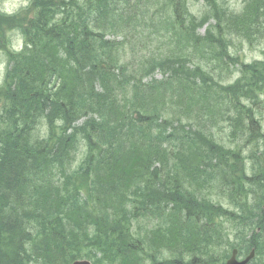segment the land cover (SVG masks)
I'll return each instance as SVG.
<instances>
[{"label": "trees", "instance_id": "obj_1", "mask_svg": "<svg viewBox=\"0 0 264 264\" xmlns=\"http://www.w3.org/2000/svg\"><path fill=\"white\" fill-rule=\"evenodd\" d=\"M161 1L30 0L0 12V48L7 32L23 38L6 51L0 87V264H221L251 247V264H264L254 114L264 59L226 84L237 65L229 40L264 39V0L238 12L205 0L200 17L188 0H165L156 22L149 11ZM147 25L173 48L132 64L125 44ZM225 120L232 137L258 140L248 165L215 141ZM163 252L173 259L158 262Z\"/></svg>", "mask_w": 264, "mask_h": 264}, {"label": "rangeland", "instance_id": "obj_2", "mask_svg": "<svg viewBox=\"0 0 264 264\" xmlns=\"http://www.w3.org/2000/svg\"><path fill=\"white\" fill-rule=\"evenodd\" d=\"M217 3H221L224 8H227L229 11L238 12L241 10L243 6L244 0H215ZM28 0H0V10L13 14L18 10L22 11L26 8ZM189 13L191 15H196L200 17L207 4L205 0H189L188 4ZM166 13H169L168 5L165 0L161 1V5L152 8L149 11L148 18H151L158 22L160 15L165 16ZM150 24V22H149ZM208 24H205L203 27L197 30V33L203 35L204 30L206 29ZM140 32L139 36H136L134 39H130L125 44L126 52L132 64H135L142 58L143 55H160L167 53L166 51L173 48V42L175 41L172 38H162L164 33H154L155 31L150 25L144 26L138 29ZM130 34V33H129ZM154 34V35H153ZM169 35V34H166ZM171 42L172 44H169ZM3 43V40L0 39V44ZM5 47L3 49L0 48V84L3 82L5 74L7 72L8 62L6 51L8 47L15 46L17 44H22V38L16 34L15 32H7L5 34L4 39ZM229 52L231 56L237 58V65L229 66V76L230 80L227 83H233L237 80L238 76H240V65H246L248 63H253L254 61L263 60L264 59V39H258L254 42V40L247 42L245 39L239 38H231L229 40ZM187 66H191L188 64ZM152 77L156 79L162 78L161 72L155 70L152 74ZM260 99H264V94H260ZM2 103L0 101V107ZM255 115L258 117H262V126L264 128V107L263 111L260 109L255 110ZM257 117V118H258ZM259 119V118H258ZM228 122L225 120L219 123L215 129L212 130L214 134V139L219 144L230 147L234 146L233 149L236 150L241 158L245 160V158L249 155L248 149L251 148L255 152V148L251 145L250 147L245 144L241 133H237L236 137H232L228 131ZM81 160V150L77 154V162L75 165L77 166L78 162ZM245 163V161H243ZM248 165V163H247ZM75 166V167H76ZM220 202L225 206L228 205V202H225L220 199ZM164 259L172 260V256L168 252H163L161 255L157 256V261L161 262ZM189 257L187 255L182 256V261L187 262ZM143 264H151L150 260H144ZM175 264H179V259H177Z\"/></svg>", "mask_w": 264, "mask_h": 264}, {"label": "water", "instance_id": "obj_3", "mask_svg": "<svg viewBox=\"0 0 264 264\" xmlns=\"http://www.w3.org/2000/svg\"><path fill=\"white\" fill-rule=\"evenodd\" d=\"M235 254L236 252L233 251L232 253V256L231 258L226 262V264H247L248 261L251 259L252 257V253L247 257L245 258L243 261L241 262H237L236 259H235ZM73 264H90L88 261H76L74 262Z\"/></svg>", "mask_w": 264, "mask_h": 264}, {"label": "bare ground", "instance_id": "obj_4", "mask_svg": "<svg viewBox=\"0 0 264 264\" xmlns=\"http://www.w3.org/2000/svg\"><path fill=\"white\" fill-rule=\"evenodd\" d=\"M126 1H128V0H115V5H116V6H121V5H123ZM26 89H28V88H26Z\"/></svg>", "mask_w": 264, "mask_h": 264}]
</instances>
